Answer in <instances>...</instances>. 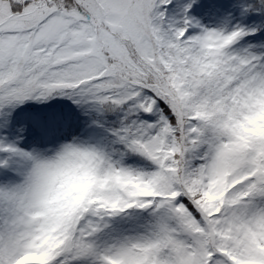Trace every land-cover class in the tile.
I'll return each mask as SVG.
<instances>
[{
    "label": "rangeland",
    "instance_id": "obj_1",
    "mask_svg": "<svg viewBox=\"0 0 264 264\" xmlns=\"http://www.w3.org/2000/svg\"><path fill=\"white\" fill-rule=\"evenodd\" d=\"M133 56L159 79H135ZM143 84L185 144L205 145L180 188L174 127L134 135L155 180L102 150L97 98L111 87L122 104ZM0 196V264H264L261 15L244 0H57L12 15L0 0Z\"/></svg>",
    "mask_w": 264,
    "mask_h": 264
},
{
    "label": "trees",
    "instance_id": "obj_2",
    "mask_svg": "<svg viewBox=\"0 0 264 264\" xmlns=\"http://www.w3.org/2000/svg\"><path fill=\"white\" fill-rule=\"evenodd\" d=\"M6 3L12 15H19L25 11L30 5L37 3H48L57 0H1ZM67 3H73L76 0H61ZM249 12H258L264 21V0H244ZM81 4V3H80ZM126 65H131L138 75L135 79H142L145 84L149 81H156L159 79L154 72L155 68L149 65L146 60L133 56L126 60ZM139 75L141 77H139ZM198 80V78H195ZM210 84V86H209ZM79 90V89H78ZM214 92L211 86V81L205 83H196L195 93L199 98H203L201 92ZM134 93L138 96L122 104L114 102L117 92L114 88L108 89L107 100L103 96L97 98L105 109L103 115L100 116L99 121L107 130V135L103 140L102 150L109 154L118 164L132 167L137 172H149L153 179H157L160 175L158 165L151 162V160L136 150L133 149L132 141L135 139V134L142 128H148L152 125H167L168 128L174 127V158L171 165V174L176 187L180 188L179 178L182 175H190L192 173V166L196 169V163L193 161L195 156L204 154L205 145L199 148L193 145L184 143L181 139L180 123L175 113L163 102L161 99L155 97L145 87L140 86L134 89ZM41 96V92H38ZM63 101L62 99H60ZM47 104H51L52 100H46ZM222 102L218 106H222ZM208 107V106H207ZM124 111L123 113L121 111ZM180 130V131H179ZM195 154V155H194ZM199 159V157H198ZM188 195V194H187ZM181 196L180 199L185 203L192 215L200 219L199 213L194 207V199L188 200V196ZM0 196V200H1ZM198 197V196H197Z\"/></svg>",
    "mask_w": 264,
    "mask_h": 264
},
{
    "label": "bare ground",
    "instance_id": "obj_3",
    "mask_svg": "<svg viewBox=\"0 0 264 264\" xmlns=\"http://www.w3.org/2000/svg\"><path fill=\"white\" fill-rule=\"evenodd\" d=\"M206 20H209V19H205V21H206Z\"/></svg>",
    "mask_w": 264,
    "mask_h": 264
}]
</instances>
